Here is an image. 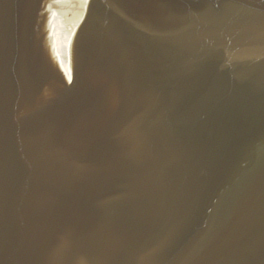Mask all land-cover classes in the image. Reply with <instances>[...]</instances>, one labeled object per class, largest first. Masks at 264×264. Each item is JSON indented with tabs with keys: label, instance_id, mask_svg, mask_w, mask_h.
<instances>
[{
	"label": "water",
	"instance_id": "water-1",
	"mask_svg": "<svg viewBox=\"0 0 264 264\" xmlns=\"http://www.w3.org/2000/svg\"><path fill=\"white\" fill-rule=\"evenodd\" d=\"M46 1L0 0V264H264V0H75L70 79Z\"/></svg>",
	"mask_w": 264,
	"mask_h": 264
},
{
	"label": "bare ground",
	"instance_id": "bare-ground-1",
	"mask_svg": "<svg viewBox=\"0 0 264 264\" xmlns=\"http://www.w3.org/2000/svg\"><path fill=\"white\" fill-rule=\"evenodd\" d=\"M75 0H47L44 7L47 16V34L50 36L55 57L63 70L66 71V37L65 25ZM44 40V35L42 34Z\"/></svg>",
	"mask_w": 264,
	"mask_h": 264
}]
</instances>
